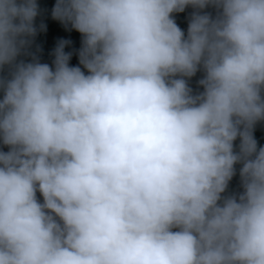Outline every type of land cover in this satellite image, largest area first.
<instances>
[{
	"label": "clouds",
	"instance_id": "obj_1",
	"mask_svg": "<svg viewBox=\"0 0 264 264\" xmlns=\"http://www.w3.org/2000/svg\"><path fill=\"white\" fill-rule=\"evenodd\" d=\"M42 15L0 0V264H264V0H55L76 65Z\"/></svg>",
	"mask_w": 264,
	"mask_h": 264
},
{
	"label": "trees",
	"instance_id": "obj_2",
	"mask_svg": "<svg viewBox=\"0 0 264 264\" xmlns=\"http://www.w3.org/2000/svg\"><path fill=\"white\" fill-rule=\"evenodd\" d=\"M55 3V0H38V4L43 10V15L37 18V24L42 20L46 25V31L38 32L35 38V43L41 48L40 58L42 62L51 63V51L55 47L56 42L59 39H66L71 41V45L66 47L65 51H72L73 56L70 60V64L76 65L78 63L75 55V50L80 46V34L74 30L66 31L62 25L57 21L51 19L50 9ZM186 13H181L176 16L177 24L182 28H186ZM193 86H195V78L193 80ZM258 143H264V126H257L255 131ZM237 185V178L234 177L230 184V187L235 188Z\"/></svg>",
	"mask_w": 264,
	"mask_h": 264
}]
</instances>
